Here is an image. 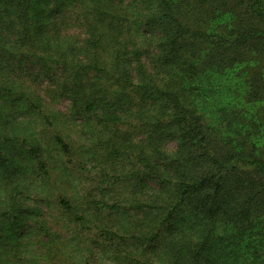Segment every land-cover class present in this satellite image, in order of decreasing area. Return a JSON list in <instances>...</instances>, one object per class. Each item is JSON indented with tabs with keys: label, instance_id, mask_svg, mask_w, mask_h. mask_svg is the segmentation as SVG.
Instances as JSON below:
<instances>
[{
	"label": "trees",
	"instance_id": "1",
	"mask_svg": "<svg viewBox=\"0 0 264 264\" xmlns=\"http://www.w3.org/2000/svg\"><path fill=\"white\" fill-rule=\"evenodd\" d=\"M38 1L0 0V11L14 13L0 12L2 56L34 55L33 78L56 85L72 111L102 130L117 128L134 99L143 100L140 119L153 104L133 179L121 187L102 179L112 202L88 188L85 215L60 198L66 214L88 228L104 221L101 232L123 241L108 221L135 207L139 232L158 243L162 264H206L198 256L225 261L223 251L234 243L251 264H264V0H68L69 8L53 4L43 13ZM236 66L228 83L204 73ZM201 72L221 100L218 125L184 93ZM165 139L177 141L172 152H164ZM55 140L87 182L91 173L72 147ZM108 140L106 161L119 160L122 150ZM37 164L53 179L41 159ZM101 169L104 176L106 165Z\"/></svg>",
	"mask_w": 264,
	"mask_h": 264
},
{
	"label": "rangeland",
	"instance_id": "2",
	"mask_svg": "<svg viewBox=\"0 0 264 264\" xmlns=\"http://www.w3.org/2000/svg\"><path fill=\"white\" fill-rule=\"evenodd\" d=\"M38 3L42 13L53 4L61 9L70 5L68 0ZM6 7H1L3 18L14 14L4 10ZM24 52L13 56L0 53V264H85L87 260L92 264H128V257L147 264H162L164 255L158 243L147 242L139 232L141 227L137 224L141 221L135 220L141 214L135 207L125 206V214L108 221L111 230L125 237L120 241L101 232L104 221L85 227L71 219L59 205V199L65 198L73 203L77 214L85 215L83 196L88 188L101 200L113 201V191L102 188L106 185L102 179L112 182L114 187L133 179L131 170L137 165V149L146 141L147 133L142 125L148 120L146 116L153 104L147 103L150 110L144 107L145 114L140 119L137 112L143 100L134 99L133 111L124 113V120L117 128L102 130L100 125L85 122L72 111L69 99L56 85L34 79L30 73L39 70V62L34 55ZM236 68L219 72L207 67L204 73L228 83L236 79L233 75ZM203 78V73L193 75L184 93L199 105L205 121L218 125L221 117L217 116L215 107L221 100L217 89L207 86ZM96 129L100 133L97 138ZM44 134H50V138L47 140ZM55 135L72 147L77 163L91 173L87 182L83 183L71 159L59 149ZM109 138L112 145L122 150L119 160L106 161ZM176 142L165 139L164 152H172ZM37 158L43 161L53 179L41 174ZM103 165L107 168L104 176ZM122 199L120 204L124 202ZM237 245L229 244L223 251L225 261L198 257L206 264H251L247 252Z\"/></svg>",
	"mask_w": 264,
	"mask_h": 264
}]
</instances>
